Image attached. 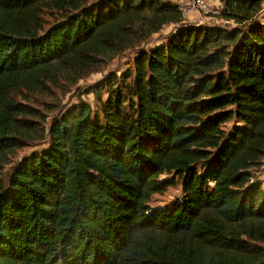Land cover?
I'll list each match as a JSON object with an SVG mask.
<instances>
[{
	"label": "trees",
	"instance_id": "obj_1",
	"mask_svg": "<svg viewBox=\"0 0 264 264\" xmlns=\"http://www.w3.org/2000/svg\"><path fill=\"white\" fill-rule=\"evenodd\" d=\"M217 1L0 0V264H264V0ZM137 48L94 107L29 98Z\"/></svg>",
	"mask_w": 264,
	"mask_h": 264
},
{
	"label": "rangeland",
	"instance_id": "obj_2",
	"mask_svg": "<svg viewBox=\"0 0 264 264\" xmlns=\"http://www.w3.org/2000/svg\"><path fill=\"white\" fill-rule=\"evenodd\" d=\"M187 2H190V0H174V3L180 5V9L181 7H184L186 10V14L185 16H183L185 25L189 24L196 26H225V22L218 18L220 4L217 0H204L206 5H208V7L210 8L208 12L196 8L192 3ZM177 28H180V26H177ZM174 29L175 28L173 26L164 28L163 31L151 38L148 46L152 44V47L156 41H158L159 39H163L168 34H171ZM141 47H146V45H142ZM140 49L141 48L127 50V52L122 53L120 56L114 59L108 65L106 70L101 69L105 71L93 74L86 79L80 80L74 86L61 84L54 92L53 103L55 105H49L45 101L46 92H43L42 96L37 97L36 95H32L29 96V98L32 99V101L37 105L48 109V111L46 112L42 111L43 118L47 119L53 117L58 110H62L64 108L66 109L68 106L74 105L79 101L88 103L92 107H94L95 94L90 93V89L92 88V86L99 83L101 79L103 80L104 76L109 78L111 77V75H114V73H121L131 67L134 62V57ZM44 148H46L45 142H34L29 143L27 144V146L21 147L20 149L16 150L13 153L12 157H10L8 165L4 167L3 174L5 175L6 173H8L26 156L30 155L33 152L41 151ZM261 170V173L264 176V163L262 164ZM179 194L180 186L176 185L175 187L167 188L166 191H164L162 194L156 195L154 199L157 202L156 204L163 205L174 201L179 196Z\"/></svg>",
	"mask_w": 264,
	"mask_h": 264
},
{
	"label": "built area",
	"instance_id": "obj_3",
	"mask_svg": "<svg viewBox=\"0 0 264 264\" xmlns=\"http://www.w3.org/2000/svg\"><path fill=\"white\" fill-rule=\"evenodd\" d=\"M187 3H192L196 8H199L205 12H208L210 10V8L208 7V5H206L204 0H190V2ZM181 12L182 15L185 16L186 10L184 7H181Z\"/></svg>",
	"mask_w": 264,
	"mask_h": 264
}]
</instances>
